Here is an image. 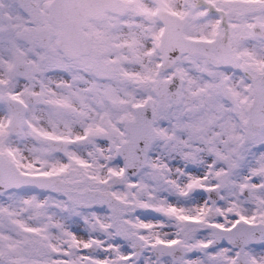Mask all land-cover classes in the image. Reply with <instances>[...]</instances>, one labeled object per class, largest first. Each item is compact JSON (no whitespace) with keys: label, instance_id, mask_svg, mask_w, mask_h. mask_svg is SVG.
Returning <instances> with one entry per match:
<instances>
[{"label":"rangeland","instance_id":"374dc122","mask_svg":"<svg viewBox=\"0 0 264 264\" xmlns=\"http://www.w3.org/2000/svg\"><path fill=\"white\" fill-rule=\"evenodd\" d=\"M30 1L34 20L20 0H0V158L54 183L0 193V264H264V126L249 120L253 88L239 71L264 72V34L252 30L264 25V0H121L120 14L86 22L91 48L75 58L55 45L50 0ZM163 13L182 19L188 39L227 40L234 68L214 51L209 60L181 54L162 70ZM19 63L31 66L27 78ZM175 74L180 93L158 98ZM10 102L24 106L14 130ZM143 103L153 107L154 141L129 175L114 151ZM238 221L263 225L257 243L240 254L209 248L213 227Z\"/></svg>","mask_w":264,"mask_h":264},{"label":"water","instance_id":"95a60500","mask_svg":"<svg viewBox=\"0 0 264 264\" xmlns=\"http://www.w3.org/2000/svg\"><path fill=\"white\" fill-rule=\"evenodd\" d=\"M198 2V0H194ZM21 9L31 18L35 16V4L30 0H20ZM125 5L121 0H51L47 6L48 17L51 23L58 28L56 46L68 58H75L78 55L87 54L90 51L88 36L84 33L83 27L88 20H98L108 11L113 14H120ZM221 15V25L228 34V28L224 24L223 13ZM163 25V32L159 42L160 65L162 70H168L175 63L181 54H202L207 59L212 56L213 50L218 55L221 65L226 69L234 68L229 57L228 42L225 39L216 38L211 42L188 39L181 35L182 19L163 13L160 15ZM7 28L9 25L7 23ZM253 32L257 35L264 34V25H254ZM42 40H48V34L40 33ZM123 50L128 52L127 46ZM18 70L23 78H27L32 73V68L28 64L19 63ZM242 69H239L241 71ZM173 85L161 83L157 87L156 96L164 98L168 94L175 98L181 90L180 79L176 74L172 76ZM253 88L252 103L249 107V120L251 124L261 128L264 126V72L259 73L255 78H249ZM12 109L11 130H14L23 107L18 103H10ZM134 118L124 123L127 140L122 141L115 149V158L124 166L129 175H137L145 166L147 154L154 141V130L152 119L154 116L153 107L148 103L137 105L134 110ZM54 181H50L44 176H31L17 172L13 166L5 159L0 158V193L8 190L31 189L47 190ZM211 195L212 203L219 197L218 189H207ZM213 241L209 247L213 248L220 244L229 245L236 248L239 254L244 247L258 242L263 234L262 224H250L237 222L231 228L213 227ZM177 245L157 244L155 247L163 248L165 254H170L171 258L178 257V253H172V249ZM93 247L86 251L91 252ZM156 256L158 251L153 250ZM83 264H97L87 260Z\"/></svg>","mask_w":264,"mask_h":264},{"label":"flooded vegetation","instance_id":"af4514ba","mask_svg":"<svg viewBox=\"0 0 264 264\" xmlns=\"http://www.w3.org/2000/svg\"><path fill=\"white\" fill-rule=\"evenodd\" d=\"M34 19H35V16H34ZM34 19H31V20H34ZM212 55H213V53H212ZM231 61H232V59H231ZM232 63H233V61H232ZM233 65H234V63H233ZM240 69H242L241 71L244 73V75H246L248 78H251V77H253V78H255L259 73H263V72H257V73H255V74H253V73H251L250 72V70L249 69H244V68H240Z\"/></svg>","mask_w":264,"mask_h":264},{"label":"trees","instance_id":"16d2710c","mask_svg":"<svg viewBox=\"0 0 264 264\" xmlns=\"http://www.w3.org/2000/svg\"><path fill=\"white\" fill-rule=\"evenodd\" d=\"M64 193L67 195V192L64 191ZM27 234H29V233H27ZM33 237H34V236H32V238H33Z\"/></svg>","mask_w":264,"mask_h":264},{"label":"bare ground","instance_id":"6f19581e","mask_svg":"<svg viewBox=\"0 0 264 264\" xmlns=\"http://www.w3.org/2000/svg\"><path fill=\"white\" fill-rule=\"evenodd\" d=\"M225 41H227V40H225ZM238 222H241V221H238ZM236 223H237V222H236ZM236 223H235V224H236Z\"/></svg>","mask_w":264,"mask_h":264}]
</instances>
